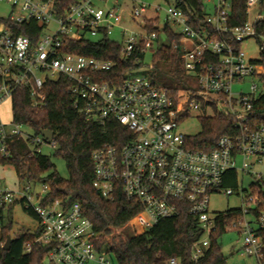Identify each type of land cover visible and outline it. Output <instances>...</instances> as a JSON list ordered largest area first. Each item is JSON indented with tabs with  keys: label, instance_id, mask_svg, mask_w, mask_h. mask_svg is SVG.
<instances>
[{
	"label": "built area",
	"instance_id": "obj_1",
	"mask_svg": "<svg viewBox=\"0 0 264 264\" xmlns=\"http://www.w3.org/2000/svg\"><path fill=\"white\" fill-rule=\"evenodd\" d=\"M203 1L202 20L189 16L174 2L163 8L161 22L162 8L142 0H76L61 11L60 0H0L11 12L0 15V107L9 102L11 109L12 97L22 86L28 87L31 105L39 107L45 100L44 83L65 76L72 83V105L79 113L100 122L115 120L128 133L121 145L106 143L92 152V185L105 199L112 200L119 190L127 200L137 202L139 211L127 222L136 233L185 211L203 232L192 246L191 257L197 260L216 227L217 214L209 213L210 195L236 193L241 198L240 216L225 231H236L242 253L263 264L264 242L258 231L264 229V208L259 207L264 196L260 192L245 194L242 188L244 174L264 183V125L253 127L248 120L254 101L264 93V13L249 19L251 7L260 6L262 0H246L247 20L237 25L229 22L232 0ZM127 20L139 30H147V24L164 31L174 27L179 39L173 38L170 45L181 47L183 68L193 80L191 88L179 89L172 96L167 88L136 72L117 84L100 80V73L110 70L112 61L63 50L65 40L111 37L116 32L123 58L142 43L145 52L157 33L134 32L124 26ZM31 21L39 25L35 42L18 33ZM50 21L56 23V29L44 34ZM247 39L257 43L258 58L247 57L242 50L241 43ZM248 78L257 82L247 92H232L233 83ZM218 108L221 111L214 114L233 118L232 132L219 136L210 150L187 148L179 122L193 110ZM19 139L33 151H40L43 144L56 145L53 138L29 134L12 117L4 121L0 115V157L10 156L11 143ZM229 170L237 173L236 189L223 186ZM48 191V184L32 182L22 189L0 188V230L4 211L19 199L38 218L40 233L35 243L50 247L41 264H114L104 257V249L97 250V234L79 203H42ZM30 249L27 244L26 252ZM169 264H177L176 258H170Z\"/></svg>",
	"mask_w": 264,
	"mask_h": 264
},
{
	"label": "trees",
	"instance_id": "obj_2",
	"mask_svg": "<svg viewBox=\"0 0 264 264\" xmlns=\"http://www.w3.org/2000/svg\"><path fill=\"white\" fill-rule=\"evenodd\" d=\"M76 0H60L59 11ZM175 3L187 14H194L198 20L203 19V0H175ZM264 0L260 2V6ZM246 0H232L229 22L231 25L243 24L247 20ZM149 32H156L155 25L147 24ZM171 39H179L169 26L165 30ZM39 25L35 22L24 24L18 33L28 36L32 42L38 38ZM157 33V32H156ZM152 46V45H151ZM143 43L128 58L120 52L117 38L103 36L101 38H82L81 40H65L63 50L88 57H96L113 62L110 70L100 73V80L119 83L127 74L137 72L144 65ZM181 47L171 45L157 47L153 58V71L150 79L158 86L167 88L172 96L179 89H188L193 85L180 59ZM138 58V60H136ZM264 80V74L261 76ZM192 85V86H191ZM45 96L44 104L39 107L31 105L28 87L22 86L15 91L11 102L12 121L31 129L34 134L48 129L53 132L56 145L52 156L64 160L67 177H62L55 169L51 155L41 151H33L23 140L11 143V154L7 158L0 157L1 165H11L20 182L48 184L49 191L42 203L60 200L63 203L76 201L82 214L91 222L97 237L94 239L97 250L107 247L114 264H169L170 258H176L177 264H226L221 253L218 237L226 226L240 216L238 209H226L218 212L215 218L216 227L209 236V243L197 260L191 257L193 244L202 236V229L196 219L182 211L178 216L159 219L151 227L139 233H127L123 237L108 240L114 228L125 225L138 211L139 205L134 200H127L119 190L115 191L112 200L105 199L93 187L94 166L92 152L109 143L121 145L128 135L124 127L112 119L103 122L87 119L72 105V83L65 76L47 80L42 88ZM199 132L186 135L185 146L192 150H210L217 138L232 132L233 118L227 114H214L200 117ZM249 123L253 127L264 125V93L254 101ZM225 175L223 186L236 189L237 173L229 170ZM251 186L262 196L264 183L252 182ZM264 208V203L259 206ZM24 210L37 221L35 213L28 208ZM11 222H5L0 230V264H41L49 251L48 245L35 243L40 233V225L35 231H19L10 234ZM258 234L264 242V229ZM7 237L11 238L9 248L2 245ZM31 245L30 252L25 246ZM264 264V259H263Z\"/></svg>",
	"mask_w": 264,
	"mask_h": 264
},
{
	"label": "rangeland",
	"instance_id": "obj_3",
	"mask_svg": "<svg viewBox=\"0 0 264 264\" xmlns=\"http://www.w3.org/2000/svg\"><path fill=\"white\" fill-rule=\"evenodd\" d=\"M151 5H159L162 9L159 11V20L163 22L164 20V9L167 5L173 4L175 0H142ZM129 4V3H128ZM209 7V5H208ZM210 10V7L209 9ZM262 12L264 13V4L262 6L254 5L251 7L249 19L253 18L255 13ZM15 14V13H12ZM127 14V13H125ZM0 15L9 16L11 15L10 7L7 4L0 3ZM148 16L152 15V12L149 11L147 13ZM126 17V16H125ZM56 23L54 21H50L47 27L44 30V34H51L56 29ZM124 26H128L133 29L134 32H149L148 30H139L136 26L131 24L129 20L124 22ZM172 31L174 27H172ZM157 38L151 40L152 46L147 47L144 55V65L136 72L137 74L142 73L150 78L151 72L154 68V63L156 61L153 58V54L156 52L157 47L161 45H170L172 40L171 37L164 30H157ZM112 38L118 37L117 33L113 32ZM241 48L245 52L247 57L256 59L259 56L258 45L253 39H247L241 43ZM189 76V75H188ZM252 82H257L254 78L245 79L243 82H235L232 85V92H247L250 88ZM221 108H218L216 111L212 109H207L206 111H198L193 110L189 113V116L186 117L185 120L179 122L178 129L180 132L191 135L200 131L201 129V119L202 115L212 116L216 112H220ZM0 115L4 121L11 120V109L10 103L6 102L0 107ZM21 129L28 132L29 134H34V132L27 128L24 125H21ZM54 148L48 146L46 144L41 145L40 151L43 154L51 155V160L55 164V169L62 177H67V170L65 166V162L60 157L52 156ZM241 179V174L238 175V181ZM255 182L253 177L244 174L242 178V188L244 189V193L248 194L251 192H256L253 190L251 183ZM26 184V182H20L15 174L14 168L11 165H1L0 164V188H8V189H22V187ZM37 189H40V184L35 186ZM262 192L264 196V187H262ZM241 207V198L240 195L234 193L232 195H223L219 193H213L209 198V213L211 215L217 214L218 212H222L226 209H238ZM4 220L5 222H11V231L10 234L13 236L15 233L26 230L33 232L38 227V221L28 214L25 210L19 199L10 207V209H6L4 211ZM137 229L139 226H136ZM132 226L128 223L121 227L114 228L110 234H105L108 240H112L113 238L123 237L127 233H136ZM113 237V238H112ZM218 243L220 244L221 253L226 258V264H256V260L252 256H247L242 253L241 250V237L236 231L228 230L221 234L218 237ZM108 247V246H107ZM105 248V251L108 248ZM104 257L108 260H111V255L107 252ZM44 263V261H42ZM87 264H97L95 261H89Z\"/></svg>",
	"mask_w": 264,
	"mask_h": 264
},
{
	"label": "water",
	"instance_id": "obj_4",
	"mask_svg": "<svg viewBox=\"0 0 264 264\" xmlns=\"http://www.w3.org/2000/svg\"><path fill=\"white\" fill-rule=\"evenodd\" d=\"M40 134L47 140H51L53 138V132L48 129L41 130ZM10 242H11V238L7 237L4 244L2 245V248L4 250H7L9 248Z\"/></svg>",
	"mask_w": 264,
	"mask_h": 264
},
{
	"label": "crops",
	"instance_id": "obj_5",
	"mask_svg": "<svg viewBox=\"0 0 264 264\" xmlns=\"http://www.w3.org/2000/svg\"><path fill=\"white\" fill-rule=\"evenodd\" d=\"M11 207V206H10ZM10 207L9 208H7V209H10ZM5 221V220H4Z\"/></svg>",
	"mask_w": 264,
	"mask_h": 264
}]
</instances>
